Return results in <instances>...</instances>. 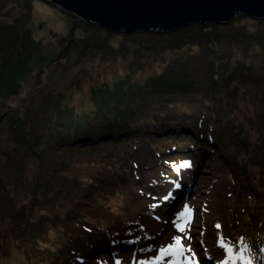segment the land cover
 Listing matches in <instances>:
<instances>
[{"label":"rangeland","instance_id":"1","mask_svg":"<svg viewBox=\"0 0 264 264\" xmlns=\"http://www.w3.org/2000/svg\"><path fill=\"white\" fill-rule=\"evenodd\" d=\"M73 17L47 0H0V264H56L61 255L74 264L65 243L81 232L76 219L93 226L78 242L85 256L118 248L109 244L106 224L152 206L147 183L160 181L162 172L154 169L155 149L182 138L195 143L192 204L197 218L206 215L210 223V241L217 244L220 233L213 220L237 214L238 232L250 225L247 213L264 218V18L239 13L226 23L125 34ZM33 34L60 42L61 51L41 71L5 73L4 62L22 49L8 39L20 43ZM159 75L169 88L153 86ZM116 83L137 85L126 90L127 100H117L110 91ZM148 87L157 90L144 92ZM126 101L139 116L116 129L121 116L113 109ZM19 105L21 131L38 136L42 152L29 154L27 141L20 146L13 137L7 112ZM15 145L21 160L14 163ZM134 160L139 177L131 169ZM180 202L161 205L160 215ZM23 208L22 216L17 211ZM150 224L160 228L163 243L169 223ZM88 264L100 263L95 257Z\"/></svg>","mask_w":264,"mask_h":264},{"label":"water","instance_id":"2","mask_svg":"<svg viewBox=\"0 0 264 264\" xmlns=\"http://www.w3.org/2000/svg\"><path fill=\"white\" fill-rule=\"evenodd\" d=\"M76 19L110 31H173L226 23L239 13L264 18V0H47Z\"/></svg>","mask_w":264,"mask_h":264},{"label":"trees","instance_id":"3","mask_svg":"<svg viewBox=\"0 0 264 264\" xmlns=\"http://www.w3.org/2000/svg\"><path fill=\"white\" fill-rule=\"evenodd\" d=\"M68 13V12H67ZM69 14V13H68ZM71 15V14H69ZM72 16V15H71ZM74 20L76 19V17H73ZM77 20V19H76ZM79 20V19H78ZM83 21V20H81ZM85 23H87L86 21H83ZM210 24H216V23H210ZM208 23L205 24H190V25H202V26H208L210 25ZM220 24V23H217ZM188 25V26H190ZM187 27V26H186ZM110 31V30H109ZM121 31V30H119ZM123 32V31H122ZM125 33V32H124ZM126 34V33H125ZM9 43L12 45H16V49L18 48H22L20 51V56L16 59H12L9 58L7 59L4 64H3V71L5 73L8 72H12L15 70H21L23 68H26L27 70H29L30 72H32L34 70V67H36V69L38 71L42 70V67L44 66L45 63H49L51 60H53L54 58H56V55L61 51L63 45H61L60 42L58 41H53L50 42L49 41L46 43L43 40H41L40 38H37L36 35H29V41L26 40L24 41V39L18 43L17 40L13 37H10ZM71 40L74 41V37L71 36ZM33 63V65H32ZM26 65V67H23V65ZM42 74V73H41ZM42 79V75L39 76V80ZM151 81H155L156 83L153 84V86L157 87V85L160 83V87L162 88H169L171 86L169 81L165 80V77L163 75H159L157 76V78L152 79ZM116 82V80L112 81V84H114ZM143 84L145 85V81H143ZM133 85H137V83H133ZM133 85H129V86H125V85H119L118 83H116L115 85H113L110 88L114 90L111 91L112 93H115L117 100H127L126 98V90ZM115 86L116 89H114L113 87ZM12 87L11 84H9V88ZM36 88L38 89V86H36ZM109 88V87H108ZM153 90H157L154 87L151 88H146L144 90V92H149V91H153ZM162 90V89H161ZM34 91H35V87L30 90L29 95L24 99V102L27 104V102L31 101L33 95H34ZM139 91L138 89H134L131 92H136ZM2 94L7 96L9 95V93H3ZM104 94V92H103ZM102 94V95H103ZM126 95V96H125ZM168 95V94H167ZM115 99V101H117ZM127 103L124 106H118L115 109H113L117 114H119L121 116V118H119V123H114L113 126H115L116 129H120L118 125L123 126L124 123L131 125L130 121L133 120L134 118H136L139 115H135L133 113L134 111V104H130L128 101H126ZM24 103V104H25ZM46 105H51V103H49V101L47 100ZM22 105L19 106H13L12 110L10 112H7L8 114V120L11 122L12 125V130L14 131V138L19 140V144L20 146H22L24 144V142L27 141V145L26 147H29V154H33V152H42V144L40 142V138L38 136H36V138H34V136L32 135L30 138H26L25 137V133L24 131H21L22 128V122L20 119H23L21 114H19V110L22 108ZM133 113L134 117H132L131 119L128 118L129 115ZM33 116V115H32ZM18 121V124H17ZM33 122L35 121V118L33 116L32 118ZM66 121V118H64V120L61 123H64ZM21 122V123H20ZM67 123V121H66ZM225 131V129H224ZM19 147V145H15L13 148V152H15V158L12 159V161L15 163L17 162L19 159L21 160V154L17 153L16 150ZM19 151V150H17ZM23 211L22 209H18L17 212ZM254 226H259L261 228H264V219H260L259 217L255 219L254 222Z\"/></svg>","mask_w":264,"mask_h":264},{"label":"snow or ice","instance_id":"4","mask_svg":"<svg viewBox=\"0 0 264 264\" xmlns=\"http://www.w3.org/2000/svg\"><path fill=\"white\" fill-rule=\"evenodd\" d=\"M184 166L190 167L191 165L186 163ZM177 187H179V185H177ZM190 218L191 210L186 207L184 212L180 214V219L183 220L184 223L175 224L179 233L184 234L187 231ZM185 239H190V237H185L184 235L175 236L174 243H170L166 247H161L159 255L152 261H141L140 264H163L166 257L172 258L168 260V264H193V257L188 255L192 252V249L190 245L185 244ZM117 264H120V261H117Z\"/></svg>","mask_w":264,"mask_h":264},{"label":"bare ground","instance_id":"5","mask_svg":"<svg viewBox=\"0 0 264 264\" xmlns=\"http://www.w3.org/2000/svg\"><path fill=\"white\" fill-rule=\"evenodd\" d=\"M122 31V30H121ZM124 32V31H123Z\"/></svg>","mask_w":264,"mask_h":264}]
</instances>
